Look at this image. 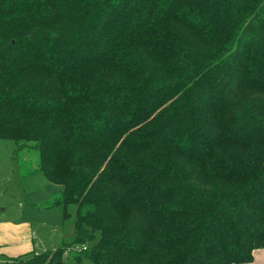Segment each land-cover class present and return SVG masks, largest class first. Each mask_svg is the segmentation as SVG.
<instances>
[{
	"label": "trees",
	"instance_id": "obj_1",
	"mask_svg": "<svg viewBox=\"0 0 264 264\" xmlns=\"http://www.w3.org/2000/svg\"><path fill=\"white\" fill-rule=\"evenodd\" d=\"M0 140L75 207L74 242L2 264L252 262L264 0H0Z\"/></svg>",
	"mask_w": 264,
	"mask_h": 264
},
{
	"label": "rangeland",
	"instance_id": "obj_2",
	"mask_svg": "<svg viewBox=\"0 0 264 264\" xmlns=\"http://www.w3.org/2000/svg\"><path fill=\"white\" fill-rule=\"evenodd\" d=\"M16 147L12 140H0V218L31 221L37 237L44 243V250L37 253L61 247L64 241L74 242L75 207H70L71 215L65 219L63 209L54 206L61 197L62 187L51 183L44 174L31 176L28 172L32 162L25 161L22 155L19 167L14 165ZM62 236H65L63 241L59 240ZM67 257L74 259L72 254Z\"/></svg>",
	"mask_w": 264,
	"mask_h": 264
},
{
	"label": "crops",
	"instance_id": "obj_3",
	"mask_svg": "<svg viewBox=\"0 0 264 264\" xmlns=\"http://www.w3.org/2000/svg\"><path fill=\"white\" fill-rule=\"evenodd\" d=\"M32 225L31 221L26 219L0 218V264L12 257L29 256L44 250L43 240L37 237ZM61 238L59 240H65V236ZM64 242L63 244L66 243ZM246 264H264V248L255 250L253 261Z\"/></svg>",
	"mask_w": 264,
	"mask_h": 264
},
{
	"label": "built area",
	"instance_id": "obj_4",
	"mask_svg": "<svg viewBox=\"0 0 264 264\" xmlns=\"http://www.w3.org/2000/svg\"><path fill=\"white\" fill-rule=\"evenodd\" d=\"M83 249H85V247H83Z\"/></svg>",
	"mask_w": 264,
	"mask_h": 264
}]
</instances>
